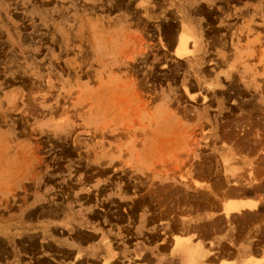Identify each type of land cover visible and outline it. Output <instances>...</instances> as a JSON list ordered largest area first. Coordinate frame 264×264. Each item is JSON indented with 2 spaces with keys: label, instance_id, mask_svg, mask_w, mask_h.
<instances>
[{
  "label": "rangeland",
  "instance_id": "obj_1",
  "mask_svg": "<svg viewBox=\"0 0 264 264\" xmlns=\"http://www.w3.org/2000/svg\"><path fill=\"white\" fill-rule=\"evenodd\" d=\"M186 4L125 28L104 0H0V154L73 202L97 180L139 199L87 190L103 215L264 192V0Z\"/></svg>",
  "mask_w": 264,
  "mask_h": 264
},
{
  "label": "crops",
  "instance_id": "obj_2",
  "mask_svg": "<svg viewBox=\"0 0 264 264\" xmlns=\"http://www.w3.org/2000/svg\"><path fill=\"white\" fill-rule=\"evenodd\" d=\"M201 1L104 0L116 14L114 23L125 28L142 19L158 23L178 3L194 12ZM194 23L191 28L198 31ZM65 181L57 188L35 184L20 175L15 159L0 154V264H264V212L257 215L264 195L258 183L225 191L233 199L204 184L197 189L207 191L212 204L187 215L163 214L152 194H145L142 209L131 215H103L86 202L87 190L128 207L139 199L130 194L121 199L117 182L97 180L77 192L79 203L73 202L65 190L60 194ZM154 182L161 186L163 180ZM255 201L261 203L254 212L224 214L229 203Z\"/></svg>",
  "mask_w": 264,
  "mask_h": 264
},
{
  "label": "bare ground",
  "instance_id": "obj_3",
  "mask_svg": "<svg viewBox=\"0 0 264 264\" xmlns=\"http://www.w3.org/2000/svg\"><path fill=\"white\" fill-rule=\"evenodd\" d=\"M248 133V132H247ZM245 137V136H244ZM247 140H248V138H247ZM209 170V169H208ZM260 176V175H259ZM248 177V176H247ZM253 177V176H252ZM253 180H255V179H253ZM262 182H264V181H262ZM244 183V182H243ZM223 184V183H222ZM255 184V183H254ZM262 185V184H261ZM200 186V185H199ZM234 186H238V184H236V183H234ZM248 186V185H247ZM263 186V185H262ZM196 187H197V185H196ZM195 187V188H196ZM212 187V186H211ZM204 188V187H203ZM203 188H202V190H203ZM235 188V187H234ZM253 188V187H252ZM241 189V188H240ZM244 189H246V188H244ZM215 190V189H214ZM239 190V189H238ZM242 190V189H241ZM249 190V189H248ZM199 191V190H198ZM204 191V190H203ZM234 191V190H233ZM172 192V191H171ZM177 192V191H176ZM221 192V191H220ZM224 192V191H223ZM197 193H199V192H197ZM204 193V192H203ZM226 193V192H225ZM256 193V192H255ZM264 193V192H263ZM209 194V193H208ZM228 194V195H227ZM243 194V193H242ZM196 195H198V194H196ZM202 195V197L203 198H205L204 197V194H201ZM225 195H227V197H229V193H226ZM238 195V194H237ZM240 195H241V193L239 194V197H240ZM257 195V194H256ZM259 195V194H258ZM195 196V195H194ZM211 196V195H210ZM232 195H230V198H232L231 197ZM235 196H236V194H235ZM244 196H246L245 194H244ZM250 196V195H249ZM252 196V195H251ZM177 197V196H176ZM196 197V196H195ZM199 197V195L197 196V198ZM218 197V196H217ZM224 197H226V196H224ZM234 197V196H233ZM246 197H248V195L246 196ZM258 197H260V200H261V196H258ZM264 197V196H263ZM175 198V197H174ZM237 198H238V196H237ZM249 198H251V197H249ZM254 198V197H253ZM233 199V198H232ZM248 199V198H247ZM252 199V198H251ZM144 200V199H143ZM177 200V199H176ZM206 200V199H205ZM202 201V200H201ZM200 201V202H201ZM259 200H258V198H257V202H258ZM204 202V201H203ZM216 202H218V201H216ZM222 202V201H221ZM256 201H255V203H250V204H247V205H235V204H232V203H229V204H227V205H225L223 208V211H224V214L225 215H230L231 214V212L232 213H236L237 215H242V213L244 212V210H246V211H249V212H254V211H256L257 210V205H260L259 203H261V202H259V203H257ZM246 203V202H245ZM192 204V203H191ZM196 204H197V202H196ZM199 204L200 203H198V206H199ZM202 204V203H201ZM200 204V205H201ZM212 204V203H211ZM214 204V203H213ZM221 203H219V205H220ZM262 205V204H261ZM193 206V205H192ZM195 206V205H194ZM197 206V207H198ZM205 206V205H204ZM204 206H203V208H204ZM206 206H208V204H206ZM215 206L217 207V205L215 204ZM201 206H199V208H200ZM198 208V209H199ZM208 208V207H207ZM211 209H212V207H211ZM211 209H210V211H211ZM219 209V208H218ZM201 210V209H200ZM243 210V211H242ZM134 212V211H133ZM199 212V211H198ZM256 213V212H255ZM259 213V212H258ZM262 213V212H261ZM261 213L260 214H257V215H261ZM245 214V213H244ZM248 214H250V213H248ZM256 215V214H255ZM263 215V214H262Z\"/></svg>",
  "mask_w": 264,
  "mask_h": 264
}]
</instances>
